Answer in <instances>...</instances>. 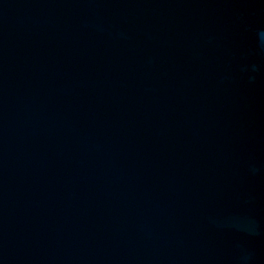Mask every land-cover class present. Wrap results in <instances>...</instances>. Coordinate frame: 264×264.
Listing matches in <instances>:
<instances>
[{
    "label": "water",
    "instance_id": "obj_1",
    "mask_svg": "<svg viewBox=\"0 0 264 264\" xmlns=\"http://www.w3.org/2000/svg\"><path fill=\"white\" fill-rule=\"evenodd\" d=\"M0 264H264V0H0Z\"/></svg>",
    "mask_w": 264,
    "mask_h": 264
}]
</instances>
